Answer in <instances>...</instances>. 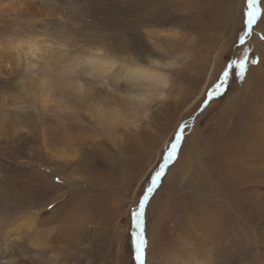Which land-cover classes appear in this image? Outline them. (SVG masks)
Here are the masks:
<instances>
[{"label": "rangeland", "instance_id": "374dc122", "mask_svg": "<svg viewBox=\"0 0 264 264\" xmlns=\"http://www.w3.org/2000/svg\"><path fill=\"white\" fill-rule=\"evenodd\" d=\"M247 10V0H0V264H138L132 213L180 128L179 155L146 205L145 264H264V17L241 44ZM97 48L117 61L104 78L82 75L94 82L82 96L40 98L47 69ZM152 51L177 62L165 97L136 116L117 106L132 88L114 73ZM245 53L258 63L209 98L228 58Z\"/></svg>", "mask_w": 264, "mask_h": 264}, {"label": "bare ground", "instance_id": "6f19581e", "mask_svg": "<svg viewBox=\"0 0 264 264\" xmlns=\"http://www.w3.org/2000/svg\"><path fill=\"white\" fill-rule=\"evenodd\" d=\"M151 35L158 37L156 32L151 33ZM24 45L27 49L24 54L28 57L29 54L35 56L40 50L38 48L39 44L34 40H28ZM176 62L177 59H165L162 53L152 51L150 55L146 56L142 64L133 63L124 66L125 69L119 77H125L132 89L115 98L117 106L129 107L136 116L143 115L146 107L153 100L165 97L163 91L169 84V77L164 70L174 67ZM116 64L117 61L114 56L111 54L105 55L102 49L97 48L89 56L85 58L78 57L68 63L66 67L60 69V73H56L55 69H47L45 75L38 79V83L34 85V89L39 92L42 100L52 97L58 91L71 92L82 96L89 90L88 87H92L94 84V82L84 80L82 75L90 77L93 81L102 79L111 69L115 68ZM78 67H82V69L78 70ZM109 115L113 122H118L123 117L120 109H113L109 112ZM29 222L36 224L34 219Z\"/></svg>", "mask_w": 264, "mask_h": 264}, {"label": "snow or ice", "instance_id": "6c2138e0", "mask_svg": "<svg viewBox=\"0 0 264 264\" xmlns=\"http://www.w3.org/2000/svg\"><path fill=\"white\" fill-rule=\"evenodd\" d=\"M247 13L246 19L244 20V26L247 31L244 32L243 36H239V41L241 44L245 42V37L252 34L253 26L257 23L259 19L264 17V8H261V0H247ZM257 64V59L249 60L248 54L245 53L242 58L232 59L228 58L225 67L222 69L219 82L216 83L212 91L207 95L209 98L219 97L223 95L229 86L230 80L233 78V69L238 70V77L240 80L245 78L248 71L249 64ZM123 68H118L114 75L119 76ZM186 127V126H185ZM185 128H180L178 133L174 136V142H170L166 156L163 157V163L159 166V170L155 172L154 176L151 178V185L147 188L146 194L143 199L139 202L138 210L132 213L135 221V227L138 231L136 235V256L135 259L138 264H145V254L147 249V239L144 233V220L146 215V205L150 200V197L154 195L155 191L160 187L162 178L166 174V170L169 167V163H174L179 155V148L183 142V133Z\"/></svg>", "mask_w": 264, "mask_h": 264}]
</instances>
